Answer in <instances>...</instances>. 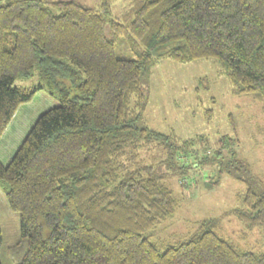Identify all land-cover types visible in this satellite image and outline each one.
Masks as SVG:
<instances>
[{
    "label": "trees",
    "instance_id": "obj_1",
    "mask_svg": "<svg viewBox=\"0 0 264 264\" xmlns=\"http://www.w3.org/2000/svg\"><path fill=\"white\" fill-rule=\"evenodd\" d=\"M115 1L95 9L0 0V139L39 90L59 102L8 165L0 161V186L27 241L19 264H264V252L237 248L208 223L161 250L152 231L178 202L150 167L131 163L144 141L166 139L144 124L143 84L158 59H214L235 92L252 95L264 112V0H130L109 36ZM118 39L142 48L119 58ZM35 69L36 85H15ZM262 187L239 196L233 215L264 230Z\"/></svg>",
    "mask_w": 264,
    "mask_h": 264
},
{
    "label": "rangeland",
    "instance_id": "obj_2",
    "mask_svg": "<svg viewBox=\"0 0 264 264\" xmlns=\"http://www.w3.org/2000/svg\"><path fill=\"white\" fill-rule=\"evenodd\" d=\"M71 1V0H49ZM99 9L102 0H74ZM130 0H116L106 17L118 22ZM54 14L59 10L52 8ZM132 41V40H131ZM119 58L134 59L142 44L118 39ZM38 72L19 78L16 86L32 87ZM148 95L144 124L166 139L144 141L135 151L133 168L150 167L178 202L175 213L152 231L151 241L161 250L188 240L203 223L237 248L264 252V230L240 222L233 210L249 187L264 188V112L249 94H238L219 63L198 59L179 63L158 59L144 82ZM59 102L46 90L22 104L0 139V161L6 166L37 119ZM143 171V169H142ZM2 264H19L27 251L19 213L13 211L0 186Z\"/></svg>",
    "mask_w": 264,
    "mask_h": 264
}]
</instances>
